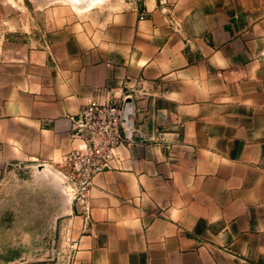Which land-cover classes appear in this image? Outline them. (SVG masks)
<instances>
[{"label":"crops","instance_id":"crops-1","mask_svg":"<svg viewBox=\"0 0 264 264\" xmlns=\"http://www.w3.org/2000/svg\"><path fill=\"white\" fill-rule=\"evenodd\" d=\"M92 17L0 41V174L60 164L70 117L131 95L137 131L95 177L90 219L68 210L72 264H264V0Z\"/></svg>","mask_w":264,"mask_h":264},{"label":"rangeland","instance_id":"rangeland-1","mask_svg":"<svg viewBox=\"0 0 264 264\" xmlns=\"http://www.w3.org/2000/svg\"><path fill=\"white\" fill-rule=\"evenodd\" d=\"M79 1V2H78ZM121 0H0V41L28 40ZM61 167L13 163L0 174V264H71L65 219L74 202Z\"/></svg>","mask_w":264,"mask_h":264},{"label":"built area","instance_id":"built-area-1","mask_svg":"<svg viewBox=\"0 0 264 264\" xmlns=\"http://www.w3.org/2000/svg\"><path fill=\"white\" fill-rule=\"evenodd\" d=\"M142 13L140 18H144ZM122 103H109L91 99L79 115L70 117L71 136L77 142L59 164L64 182L80 203L82 213L89 220L92 215L90 191L97 175L112 167L118 148L130 143L121 124ZM69 260L72 264L78 242L66 229Z\"/></svg>","mask_w":264,"mask_h":264},{"label":"water","instance_id":"water-1","mask_svg":"<svg viewBox=\"0 0 264 264\" xmlns=\"http://www.w3.org/2000/svg\"><path fill=\"white\" fill-rule=\"evenodd\" d=\"M136 109L135 101L131 95L124 98L122 103L121 124L127 139L132 140L136 133ZM141 121V120H140Z\"/></svg>","mask_w":264,"mask_h":264},{"label":"bare ground","instance_id":"bare-ground-1","mask_svg":"<svg viewBox=\"0 0 264 264\" xmlns=\"http://www.w3.org/2000/svg\"><path fill=\"white\" fill-rule=\"evenodd\" d=\"M79 2V1H78Z\"/></svg>","mask_w":264,"mask_h":264}]
</instances>
